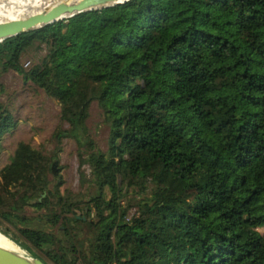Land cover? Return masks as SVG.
Segmentation results:
<instances>
[{"label": "trees", "instance_id": "obj_1", "mask_svg": "<svg viewBox=\"0 0 264 264\" xmlns=\"http://www.w3.org/2000/svg\"><path fill=\"white\" fill-rule=\"evenodd\" d=\"M0 69L58 101L69 127L53 135L54 158L72 139L91 169L86 204L61 182L50 189L51 160L28 144L0 172V218L31 257L264 264V0H131L1 42ZM94 103L110 129L105 152L87 125ZM16 126L0 103V139ZM131 190L142 198L128 218ZM26 207L44 213L29 218Z\"/></svg>", "mask_w": 264, "mask_h": 264}, {"label": "rangeland", "instance_id": "obj_2", "mask_svg": "<svg viewBox=\"0 0 264 264\" xmlns=\"http://www.w3.org/2000/svg\"><path fill=\"white\" fill-rule=\"evenodd\" d=\"M45 55V47L36 48L23 57L22 65L28 70ZM0 103L11 111L17 122L16 128L0 139V172L9 165L18 146L21 143L28 144L33 149L43 152L51 160L52 170L56 165L55 175L59 178L55 179L53 174H48L52 183L50 189H54L61 182L60 191L62 195L74 194L86 204L92 191L89 184L91 169L88 165H82L77 143L72 139H66L63 142L59 159L55 160L54 158L57 150L53 135L58 129L69 127L67 123L62 121L61 107L58 101L48 97L41 88L25 81L23 76L17 72H3L0 69ZM87 125L97 147L104 152L107 151L110 129L104 122L103 111L98 103L92 105ZM260 166L261 162L256 161L247 169V173L251 176L253 171ZM110 197L111 195L107 191V198L110 199ZM141 198L140 194L131 190L130 195L122 202L123 205L127 203L132 205L128 218L137 213L136 204ZM227 203L232 206V202ZM84 204L80 206V209H75V214L79 217L85 215L86 205ZM23 213L29 218H37L44 211L26 207ZM235 217H238L237 213H235ZM94 218L95 212L92 213L89 220ZM263 223V221H259L256 222V225L261 227ZM30 227L35 228L37 225L34 223ZM0 229L8 233L5 235L0 231V234L14 245L12 250L30 256L29 252L25 250V246H33L27 243L16 228L0 218ZM54 231L59 233L58 228H55ZM259 232L264 234V227L260 228ZM36 253L39 257L46 259L44 253L38 250ZM261 256L264 258V254Z\"/></svg>", "mask_w": 264, "mask_h": 264}, {"label": "water", "instance_id": "obj_3", "mask_svg": "<svg viewBox=\"0 0 264 264\" xmlns=\"http://www.w3.org/2000/svg\"><path fill=\"white\" fill-rule=\"evenodd\" d=\"M131 0H61L31 16L0 22V43L21 34L73 18L79 14L123 5ZM53 167L54 173L56 172ZM80 218V217H79ZM86 220V218H84ZM0 264H46L39 258L0 247Z\"/></svg>", "mask_w": 264, "mask_h": 264}, {"label": "bare ground", "instance_id": "obj_4", "mask_svg": "<svg viewBox=\"0 0 264 264\" xmlns=\"http://www.w3.org/2000/svg\"><path fill=\"white\" fill-rule=\"evenodd\" d=\"M59 1L61 0H0V22L31 16ZM0 247L14 251L12 250L14 245L2 234H0Z\"/></svg>", "mask_w": 264, "mask_h": 264}]
</instances>
